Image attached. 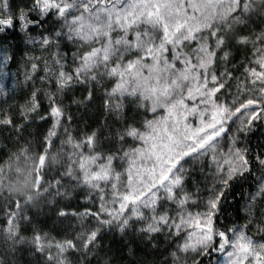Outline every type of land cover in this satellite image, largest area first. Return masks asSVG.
<instances>
[{
	"label": "snow or ice",
	"instance_id": "obj_1",
	"mask_svg": "<svg viewBox=\"0 0 264 264\" xmlns=\"http://www.w3.org/2000/svg\"><path fill=\"white\" fill-rule=\"evenodd\" d=\"M220 9L226 12L224 21L216 18ZM14 64L24 69L22 89ZM104 81L114 83L107 89ZM76 87L87 94L73 95L66 105ZM96 87L106 88L104 110L122 126L116 132L119 147L105 155L98 130L74 147L89 152L91 165L81 156L79 167L80 188L89 189L86 198L98 199L104 209L106 185L111 186L116 190L112 207L81 205L96 226L80 245L55 241L35 225L32 235H22L23 226L32 224L30 211L18 202L0 208L7 221L0 228V248L10 264H16L18 253L22 258V250L40 256L41 264H73L70 254L92 264L103 237L114 232L138 233L156 245L165 235L177 262V253L192 250L194 264H264V143L256 145L255 154L252 146L253 137L264 138V12L256 11L254 0H0V103L19 101L21 92L27 93L24 104L34 120L50 119L58 129L67 109L90 102ZM129 105L133 117L127 115ZM141 111L138 124L135 113ZM0 117V125L19 131L33 122L23 112L20 125L6 114ZM72 119L68 113L67 124ZM65 132L71 140L67 126ZM190 160L203 161L199 170L195 163L184 167ZM249 177L255 190L250 185L247 195L242 191L243 203L235 209L246 224L218 230L214 221L224 214L225 190ZM193 207L202 210L193 213ZM77 216V208L61 207L55 224ZM253 225L259 242L245 234ZM185 226L199 229L194 243ZM217 253L226 259L221 262ZM0 264H6L3 257Z\"/></svg>",
	"mask_w": 264,
	"mask_h": 264
},
{
	"label": "trees",
	"instance_id": "obj_2",
	"mask_svg": "<svg viewBox=\"0 0 264 264\" xmlns=\"http://www.w3.org/2000/svg\"><path fill=\"white\" fill-rule=\"evenodd\" d=\"M184 2L187 3L188 0H184ZM254 2L256 11L264 12V9L260 8L261 0H254ZM188 12L191 15V9H188ZM216 18L218 21L227 19L225 10L219 11ZM211 43L214 46L215 40H212ZM232 43L235 44V40ZM233 51L235 52L236 49L233 48ZM236 58L240 59L239 56ZM17 67L20 69V87L22 89L24 86V69L22 65L14 64L13 71H16ZM67 71H73V65L69 64ZM112 83L104 81L107 89L111 88ZM37 87H40V85L37 84ZM106 88H94L93 98L90 102L71 105L67 109L64 124L60 125L58 129L51 126L50 119L47 122L34 120L28 113V105L24 104L27 93L21 92L19 101L10 100L7 103H0V113L10 116L15 125L23 123L20 119L22 112L26 117L33 120L22 131L17 130L16 127L0 125V208H5L8 204L15 206L18 202L21 210L30 211L32 224L23 226L22 235H32V229L35 225L41 229L42 233H48L50 237H54L55 241L76 240L80 245L82 240L86 238L88 231L96 226L93 221L86 220L84 208L81 205L86 204L87 207L94 208L93 210L107 211L111 209L112 198L116 191L114 188L106 185L108 199L103 202L104 209H100L98 199L88 200L86 198L85 194L89 192L88 188H80V184L83 183L82 176L79 174L80 158L83 156L89 166L91 161L88 160L87 147L83 149V153L74 147L77 140H83L85 135L91 134L93 130L99 131L102 150L105 155H107L109 148L119 147L116 141V132L122 130V126L113 123V117L107 115L104 110L105 97L103 94ZM86 94V89L76 87L72 93L68 94L64 103L66 105L70 104L73 95L78 99H82ZM0 98H2V94H0ZM40 103L44 107L47 106L43 94L40 96ZM188 103L191 104V101ZM68 113L73 118L70 125L67 124ZM133 113L134 108L129 105L127 115L133 117ZM40 114L44 115L43 110ZM143 115L142 111L135 113V120L138 124L142 121ZM157 115L163 116L164 113L161 111ZM148 118L151 119L152 117L149 115ZM105 119L108 121L107 124L104 123ZM189 123H192V121L189 120ZM65 126L68 127L69 133H73L71 140L65 132ZM261 127H264V124H261ZM109 128L111 131H109ZM105 137L109 138L104 139ZM258 143H264V138L260 137L259 134L252 139L253 154L259 150L256 147ZM102 162L99 161L98 164ZM201 162L203 161L194 162L190 160L184 167L189 168L195 163L199 170ZM146 166L151 167L152 165L147 163ZM207 170V167L203 169L205 172ZM241 184L243 185L242 188ZM250 185L253 186L254 191L255 185L252 177H249L247 182L241 180L234 188L225 190L224 214L218 216L214 221L218 230H225L224 224H227L228 227L236 224L241 226L246 224L245 215L242 212L237 213L235 209L243 203L241 192L243 191L247 195ZM126 186L127 176L125 175V181L120 183L119 188L121 196L124 195ZM92 190L94 191V186ZM61 207H66L68 211L77 208V218L69 217L61 224L56 225V213ZM201 210L194 207L190 209L193 213ZM6 223V218L0 213V228L4 227ZM115 226L114 222L113 227L115 228ZM182 230L191 233L189 243H194L198 239L197 232H199V229L194 226L191 229L185 226ZM65 232H67V236H65ZM245 234L258 242L261 240V234L256 232L255 225L247 228ZM227 235L229 241L235 239L230 232ZM158 239L160 242L156 245L155 242L147 243L145 241L147 237H141L138 233L127 235H122L119 232L108 233L103 237L99 245V251L92 259V264H164L165 258H167V264H194L192 250H189L186 255L183 252L177 253L180 256L177 262L172 257V249L169 247L168 238L161 235ZM214 242L217 245L219 244L218 236L215 237ZM226 247L229 251L232 250L230 245H226ZM22 251V258L20 253L17 254L16 264H41L42 258L40 256H34L27 250ZM53 253L55 255V249H53ZM70 255L73 264H83L79 255ZM216 255L221 262L226 259L221 253ZM0 257L5 259L6 264H10L11 257L5 255L2 248H0ZM83 259L86 260L87 257L84 256ZM245 264H248V262L246 261Z\"/></svg>",
	"mask_w": 264,
	"mask_h": 264
},
{
	"label": "rangeland",
	"instance_id": "obj_3",
	"mask_svg": "<svg viewBox=\"0 0 264 264\" xmlns=\"http://www.w3.org/2000/svg\"><path fill=\"white\" fill-rule=\"evenodd\" d=\"M193 2H200V0H193ZM222 9H220L219 11H221ZM208 119H210V114L209 116L207 117Z\"/></svg>",
	"mask_w": 264,
	"mask_h": 264
}]
</instances>
